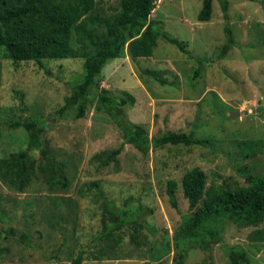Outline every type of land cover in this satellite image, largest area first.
<instances>
[{"label": "rangeland", "instance_id": "374dc122", "mask_svg": "<svg viewBox=\"0 0 264 264\" xmlns=\"http://www.w3.org/2000/svg\"><path fill=\"white\" fill-rule=\"evenodd\" d=\"M222 6L223 0H212L211 18L200 21L202 0H157L149 19L185 41L187 52L159 37L151 56L132 59L125 46L105 64L100 85L114 96H134L123 107L128 122L150 137L180 130L198 140L146 154L125 144L108 164L103 161L122 142L121 132L92 102L82 117L47 119L80 79L84 57L44 58L42 67L4 58L0 50V159L25 149L27 133L13 123L35 116L46 119L42 145L62 164L48 183L36 150L30 153L35 175L23 191L0 179V264H74L77 256L80 264H142L153 260L151 248H161V234L171 238L189 213L180 184L185 171L201 168L205 191L215 184L246 185L248 172L264 174V145L254 152L241 145L264 139V5L227 0L226 12ZM118 9L119 0H96L87 17L95 41L90 53L105 19ZM225 24L235 44L220 56L228 39ZM70 46L74 53L83 50L75 33ZM144 69L157 71L165 83L141 74ZM169 179L177 182L176 207L167 195ZM107 201L117 209L113 214ZM217 230L222 242L187 243L183 264H230L222 243L238 249L243 264H264V215L256 224L223 220ZM178 254L171 244L152 263L177 264Z\"/></svg>", "mask_w": 264, "mask_h": 264}, {"label": "trees", "instance_id": "16d2710c", "mask_svg": "<svg viewBox=\"0 0 264 264\" xmlns=\"http://www.w3.org/2000/svg\"><path fill=\"white\" fill-rule=\"evenodd\" d=\"M156 1L119 0L118 11L105 19L103 36L96 43L94 52L90 53L88 48L95 41L94 30L90 28L87 17L94 9L96 0H0V50L4 58L13 61L33 60L43 67L44 58L63 59L70 55L84 57L80 79L73 83L71 92L64 97L63 104L49 113L47 119H62L67 115L82 117L89 102L93 103L95 111L110 116L121 132L122 142L109 153L108 159L103 161L104 164L115 160L125 144H130L146 154L152 147L198 142L194 141L190 134L180 130L148 136L141 125L130 123L123 116V107L133 103L134 96L129 92L114 96L100 85L99 77L103 67L109 60L120 56L125 46L132 59L149 57L153 54L158 38L162 37L187 52L185 41L163 30L161 21L149 19ZM259 2L264 5L263 0ZM222 7L226 12L227 0H223ZM211 9L212 0H202L198 20H209ZM224 17L227 18L226 13ZM225 31L228 39L221 47L220 56H224L235 44L228 24H225ZM72 33H75V39L83 49L80 53L72 51ZM141 74H147L159 83H165L157 71L144 69ZM45 122L43 117L30 116L13 123V126H21L26 131V147L0 159V179L18 191H23L35 175V161L30 157L31 152L38 150L45 160L41 173L48 183L52 178L51 172L59 170L62 166L42 145ZM241 145L245 151L254 152L264 145V139L248 138L242 140ZM244 178L246 185L231 188L215 184L205 191L206 173L197 166L185 171L180 184L184 197L188 199L189 213L182 216V221L171 238L166 233L161 234L159 242L163 243L157 251L151 248L152 259L155 261L169 251L172 244L179 250L177 264H183L187 243L198 241L200 245L210 240L222 242L217 230L220 221L250 224L261 221L264 215V174L248 172ZM176 186L174 179L167 181L166 191L173 207L177 205ZM201 199L203 201L200 203ZM112 206L113 202L107 201L108 214L116 212L115 208L112 209L114 212L110 210ZM125 211L121 212L127 215ZM127 211L132 212L130 209ZM153 232L160 233L155 228ZM23 235L21 233V236ZM221 245L227 251L230 264H243L238 249L223 243ZM153 260L142 264H153ZM80 262V256H77L74 264Z\"/></svg>", "mask_w": 264, "mask_h": 264}, {"label": "water", "instance_id": "95a60500", "mask_svg": "<svg viewBox=\"0 0 264 264\" xmlns=\"http://www.w3.org/2000/svg\"><path fill=\"white\" fill-rule=\"evenodd\" d=\"M236 114L235 113H232V116H235Z\"/></svg>", "mask_w": 264, "mask_h": 264}]
</instances>
